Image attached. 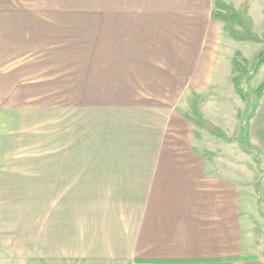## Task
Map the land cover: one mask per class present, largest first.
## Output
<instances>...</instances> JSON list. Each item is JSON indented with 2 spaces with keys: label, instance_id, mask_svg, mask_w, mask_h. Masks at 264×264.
I'll return each mask as SVG.
<instances>
[{
  "label": "crops",
  "instance_id": "crops-1",
  "mask_svg": "<svg viewBox=\"0 0 264 264\" xmlns=\"http://www.w3.org/2000/svg\"><path fill=\"white\" fill-rule=\"evenodd\" d=\"M128 1L184 15L85 60L56 91L53 79L34 95L4 86L0 264H264L251 230L260 202L242 177L208 169L204 151L219 149L185 117L198 96L226 132L242 100L233 60L264 45L228 36L214 0ZM223 1L246 6L264 35V0ZM250 141L264 149V96Z\"/></svg>",
  "mask_w": 264,
  "mask_h": 264
},
{
  "label": "rangeland",
  "instance_id": "rangeland-1",
  "mask_svg": "<svg viewBox=\"0 0 264 264\" xmlns=\"http://www.w3.org/2000/svg\"><path fill=\"white\" fill-rule=\"evenodd\" d=\"M127 2L0 0V96L6 85L12 95L20 88L21 92L34 95L36 82L44 90H50L52 79L54 90L57 86L61 89L66 83L63 76L75 70L77 76L85 60L97 65L100 57L113 52L116 42L125 45L145 27L152 30L156 26H170L180 13V16L184 15L182 8L124 5ZM260 37L264 39V35ZM238 75L234 73V77ZM256 76L242 82L251 97L250 109L254 116L263 98L256 94L259 88ZM19 83L21 87H18ZM240 102L235 120L226 127V133L233 138L240 136L248 108L244 101ZM202 134L204 143L219 149L218 153L204 151V157L210 162L208 169L217 174L242 177L244 189L251 192L254 201L260 202V195L255 192L260 174L253 154L245 152L238 142L228 143L205 130ZM261 152L264 168V149ZM260 190L264 194V182ZM261 202L262 214L251 217V230L258 236V245L261 241L264 246V198Z\"/></svg>",
  "mask_w": 264,
  "mask_h": 264
},
{
  "label": "trees",
  "instance_id": "trees-1",
  "mask_svg": "<svg viewBox=\"0 0 264 264\" xmlns=\"http://www.w3.org/2000/svg\"><path fill=\"white\" fill-rule=\"evenodd\" d=\"M212 18L223 24L224 31L233 40L237 42H253L264 45V39L253 30V22L249 16L248 8L246 6L236 8L226 4L223 0H214ZM233 65L234 73L239 74L233 78L236 92L248 106L243 117V126L240 136L238 138L230 137L223 129L205 119L200 110V99L198 96H195L191 102L192 114L186 115L185 117L196 127L207 131L214 137L223 139L228 143L238 142L245 152L253 154L254 161L257 164L260 174L256 183V189L261 198L260 210L262 214L261 208L263 203L261 201L264 198V194L259 191L261 184L264 182L262 152L258 148L254 147L250 141V125L254 114L250 109L251 97L244 90L242 82L244 79H247L248 81L254 79L260 69L264 66V48L252 61L244 59L240 53H237L233 60ZM256 94L260 98L264 96V81L257 89Z\"/></svg>",
  "mask_w": 264,
  "mask_h": 264
}]
</instances>
